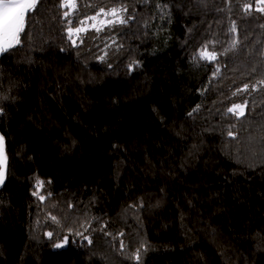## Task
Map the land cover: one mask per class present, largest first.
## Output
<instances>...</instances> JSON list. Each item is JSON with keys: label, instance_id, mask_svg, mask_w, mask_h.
Listing matches in <instances>:
<instances>
[{"label": "trees", "instance_id": "obj_1", "mask_svg": "<svg viewBox=\"0 0 264 264\" xmlns=\"http://www.w3.org/2000/svg\"><path fill=\"white\" fill-rule=\"evenodd\" d=\"M75 4L0 55V264H264V3Z\"/></svg>", "mask_w": 264, "mask_h": 264}, {"label": "snow or ice", "instance_id": "obj_2", "mask_svg": "<svg viewBox=\"0 0 264 264\" xmlns=\"http://www.w3.org/2000/svg\"><path fill=\"white\" fill-rule=\"evenodd\" d=\"M260 2L264 3V0H260ZM38 3H40V0H0V55L9 52L21 43L20 34L25 31L26 13L35 11ZM60 6L71 10L76 7L75 0H61ZM244 7L248 9L250 5H245ZM118 11L120 10L115 8L110 10L111 14L114 16L117 15ZM257 11L264 13V7L257 8ZM103 12L104 10L101 9V13ZM67 15H69V12L65 13V16ZM97 15H100V13ZM28 18L30 19V16ZM91 19L95 20L96 17H92ZM119 22L126 23L123 19H120ZM69 23H71V21H69ZM81 30L82 29H77L76 31ZM234 30L233 28V31ZM71 32L72 29H69L70 34ZM201 56L202 58L214 59V56H210L206 49L202 51ZM239 107V105H234L233 108L228 109V111L233 112L234 109ZM189 115H191V113ZM239 115H243V112L241 111ZM229 135L232 134L229 133ZM0 145H2V138H0ZM0 163H2V161H0ZM0 179H2V173H0ZM35 194L36 193H34V195ZM41 199H43V197H41ZM52 219L55 220V217ZM49 235H51V233H49ZM85 239H87V237H85ZM89 243H91V241H89ZM56 246L60 247L61 245ZM138 258L137 256V259Z\"/></svg>", "mask_w": 264, "mask_h": 264}, {"label": "rangeland", "instance_id": "obj_3", "mask_svg": "<svg viewBox=\"0 0 264 264\" xmlns=\"http://www.w3.org/2000/svg\"><path fill=\"white\" fill-rule=\"evenodd\" d=\"M100 15H95L93 17H96L95 20L91 19L92 17L86 19L82 25H80V27L78 29H82L79 32H85L87 30H99L100 28H102L103 26L107 25V24H111L114 22H117L120 20V14L119 12H117V15H112L110 10L108 11H104L103 13L99 12ZM2 148V145H1ZM2 163L0 166V173L3 174L4 171V158L2 155Z\"/></svg>", "mask_w": 264, "mask_h": 264}, {"label": "crops", "instance_id": "obj_4", "mask_svg": "<svg viewBox=\"0 0 264 264\" xmlns=\"http://www.w3.org/2000/svg\"><path fill=\"white\" fill-rule=\"evenodd\" d=\"M2 155H3V151H2V148H1V145H0V161H2ZM4 158V157H3ZM0 166H1V163H0ZM5 166V164H4ZM3 179H4V171H3V174H2V179H0V185L2 184L3 182Z\"/></svg>", "mask_w": 264, "mask_h": 264}]
</instances>
